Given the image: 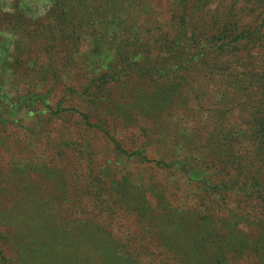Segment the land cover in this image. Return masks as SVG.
Here are the masks:
<instances>
[{"label": "rangeland", "instance_id": "374dc122", "mask_svg": "<svg viewBox=\"0 0 264 264\" xmlns=\"http://www.w3.org/2000/svg\"><path fill=\"white\" fill-rule=\"evenodd\" d=\"M256 2L264 7L81 0L73 37L72 22L54 19V0H0V247L10 264H89L81 251L63 254L104 228L114 243L148 248L143 264H161L184 225L186 246L200 236L199 215L213 211L220 182L264 180V140L252 145L250 128L264 94L233 89L241 72L264 66V45L212 48L181 67L171 52L189 59L198 40L213 44L203 22ZM241 13L264 23V10ZM253 192L226 196L233 216L219 238L229 236L231 252L221 264H264V201Z\"/></svg>", "mask_w": 264, "mask_h": 264}, {"label": "trees", "instance_id": "16d2710c", "mask_svg": "<svg viewBox=\"0 0 264 264\" xmlns=\"http://www.w3.org/2000/svg\"><path fill=\"white\" fill-rule=\"evenodd\" d=\"M75 1H78L79 4L77 5ZM262 5L263 4L259 2L253 3L251 4V6L245 5L241 12L246 10V13L255 16V12H262L264 10V7ZM81 6V0H54L52 9V15L54 19L61 20V22L63 23L72 22L73 24L71 29H73V37H77L76 35L79 34L76 26H81L79 20H83L82 16L84 17V15H86V12H82L81 10H79V7ZM241 12L240 10L238 11L235 6H232L228 10V14L221 21H219V19L217 18L218 15L216 14L214 16L213 23L209 21L203 22V25L206 24L205 29L208 30H203V33L208 34V38L211 37L210 35L213 31V36L211 37L213 38V44H209V42H201L200 40H198L199 44H195V46H199L198 50L194 52L189 59L181 60V63L179 62L178 57L181 51L173 52L172 49L171 52L173 53L172 55H174L175 58V60L173 61L175 65L181 67L184 64H188L193 60L194 56L198 55V53L206 54L212 48L213 52H225V54L227 55L230 54V52L231 54L237 52L239 53L241 51H244L245 49L248 50L251 47L253 48L258 45H264V23L254 24L255 21L242 22ZM97 13H99L100 15H107L108 12L107 9L105 11L104 9H102L101 12L98 11ZM103 15H101L100 17L102 18ZM83 30L87 31L85 29ZM94 31L93 33H95ZM196 32L197 31H193L192 36H195ZM101 43L103 44V46L108 47L106 40L101 41ZM98 48L99 46L97 47V49ZM213 65H215V62L213 63ZM259 67H255V69L250 68L248 70H244L240 75L236 76L234 78L235 83L233 89L238 88V91L244 90L246 94L253 96L257 94H264V66ZM228 91L231 90L229 89ZM252 107L254 112L256 113V116H254L255 118H252L250 120V128H253V132L251 133V144L255 145L257 144L259 139L260 141L262 139L264 140V101L262 102L260 100ZM229 131L232 130H228L226 132L229 133ZM222 136L229 142H233L232 138H228V136H226L224 132L222 133ZM258 152L264 154L263 145L260 144V146L258 147ZM246 172H249V170L245 172L242 171V176H245ZM249 175L250 174L248 173L245 180H233L232 178H229L224 180L223 182H220L218 185L222 186L221 189L223 191H221V193L217 196L218 200L213 201V211L209 210L206 214L199 215L200 217H202L200 218L201 221L197 223V225H199L198 233H201L200 236L193 240V242L189 246H186V242H190V238L188 236L190 235L192 228L189 226V229L187 228V225H184L185 228L183 232L179 234L177 240L170 241L168 244H166L165 247H162V249H166L165 252L168 253V255L164 256L163 258V255L160 254V263L213 264L214 254L217 264H221V262H224L226 258L228 260V254H230L231 252V247H229L230 242H228V239L230 238L229 236L225 235V238H219L221 237L219 236V231L221 230L220 228L222 227V225L232 222L233 213H224L223 211V207H227V204L225 202L226 196L234 190H238V192H242V194L244 195L254 193L253 191H255L259 194L257 196L264 201V180L258 179L255 174L251 176ZM248 180L251 181L248 183ZM220 200H222V202H220ZM107 207L108 208L104 209L109 211L111 210L112 206ZM238 224L239 221L234 222V225L237 226ZM162 236L163 232L159 230V237ZM111 237H113L112 231L104 228L102 234L94 232L91 233V236H88V238H86L87 243L85 245L86 247H84V250L78 249L76 250V252L72 251L69 254L64 253L63 255H67V257L65 258L67 260L69 256H71V259H73L79 257L83 253L84 261H88L89 264H143V255L145 254L146 256L150 252L148 251V248L141 247L140 250H138V248L133 247L132 244H129V247H127L126 245H120L118 243H114L113 240L109 239ZM262 240H264V237H262ZM245 249L246 248H244L243 246L240 247L238 249L239 255H243ZM57 251L58 253H63L59 252L61 250ZM78 251H81L82 253L77 254ZM0 259L2 264H10L9 258L3 253L1 247ZM48 264H59V262L53 263L49 261Z\"/></svg>", "mask_w": 264, "mask_h": 264}]
</instances>
